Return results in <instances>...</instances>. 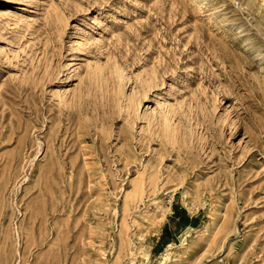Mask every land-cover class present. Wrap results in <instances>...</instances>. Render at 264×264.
<instances>
[{
    "label": "rangeland",
    "instance_id": "374dc122",
    "mask_svg": "<svg viewBox=\"0 0 264 264\" xmlns=\"http://www.w3.org/2000/svg\"><path fill=\"white\" fill-rule=\"evenodd\" d=\"M0 264H264V0H0Z\"/></svg>",
    "mask_w": 264,
    "mask_h": 264
},
{
    "label": "bare ground",
    "instance_id": "6f19581e",
    "mask_svg": "<svg viewBox=\"0 0 264 264\" xmlns=\"http://www.w3.org/2000/svg\"><path fill=\"white\" fill-rule=\"evenodd\" d=\"M11 1H12V0H11ZM74 35H75V37H73L72 39H76V38H78V37L76 36L77 34H74ZM170 123H171V122H170ZM168 125H169V122H168ZM168 125H167V126H168ZM170 125H171V124H170ZM167 126H166V127H167ZM171 127H172V126H171ZM171 127H170V128H171ZM172 128H174V126H173ZM172 128H171V129H172ZM167 129H168V128H167ZM168 132H170V129L168 130ZM170 133H171V132H170Z\"/></svg>",
    "mask_w": 264,
    "mask_h": 264
}]
</instances>
